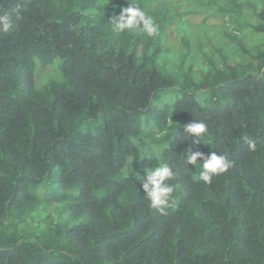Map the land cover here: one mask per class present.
<instances>
[{
  "label": "trees",
  "instance_id": "trees-1",
  "mask_svg": "<svg viewBox=\"0 0 264 264\" xmlns=\"http://www.w3.org/2000/svg\"><path fill=\"white\" fill-rule=\"evenodd\" d=\"M130 4L158 35L113 30ZM4 11L0 264H264V0H0ZM35 59L58 62L62 81L35 89ZM192 120L208 125L195 145ZM189 148L234 167L205 184ZM157 154L177 173L166 215L126 172Z\"/></svg>",
  "mask_w": 264,
  "mask_h": 264
},
{
  "label": "clouds",
  "instance_id": "clouds-1",
  "mask_svg": "<svg viewBox=\"0 0 264 264\" xmlns=\"http://www.w3.org/2000/svg\"><path fill=\"white\" fill-rule=\"evenodd\" d=\"M113 30L116 32H141L148 36H156L159 33V26L154 18L147 14L136 4L122 9L120 15L112 19ZM12 27L11 16L7 11L0 13V31L7 33ZM184 141L191 140L192 144H199L208 133V125L203 121L192 120L184 126ZM250 152L257 150V140L244 137ZM159 154H157L158 157ZM157 166L146 168L144 176L140 179L143 192L149 201L150 207L156 209L161 215H166V210L171 206L175 186L168 183L176 179L177 173L162 161ZM202 161V163H200ZM186 163L192 166H202L198 179L205 184H210L213 177L226 174L234 167V161L226 155H217L215 152L207 156L199 151L187 149Z\"/></svg>",
  "mask_w": 264,
  "mask_h": 264
},
{
  "label": "rangeland",
  "instance_id": "rangeland-1",
  "mask_svg": "<svg viewBox=\"0 0 264 264\" xmlns=\"http://www.w3.org/2000/svg\"><path fill=\"white\" fill-rule=\"evenodd\" d=\"M201 17H202L201 15H195V14L188 15V18L191 21H198ZM198 30H199L198 28H193V32H196ZM218 30L220 31L221 29H218ZM218 30H217V32H218ZM212 32L214 33V31H212ZM199 33L201 35H203V33L200 30H199ZM246 43H247L246 45H249V46L253 45L251 43V41H249V40ZM215 45L219 46L218 43H216ZM170 47L174 48L175 46H170ZM223 49L226 53V56H228V57H230L231 55L236 53V49L234 48L233 45L223 46ZM34 75H35L34 88L37 90L40 89L44 84H46L50 80L55 81V82H61L62 81V74H61V71L59 69L58 62H55L54 65H52L49 69H43V68H40L39 61L37 59H35ZM171 96H173V95L169 93V90L166 91L163 95L164 101L169 99ZM145 160H146V157H143L142 162H145ZM153 164H154V166H157V164L155 162H153ZM146 168H147V165L145 163H143V172L141 175L134 173L129 167H126V172L129 175V177L133 178L134 180H138L139 177H141L142 175L144 176Z\"/></svg>",
  "mask_w": 264,
  "mask_h": 264
}]
</instances>
